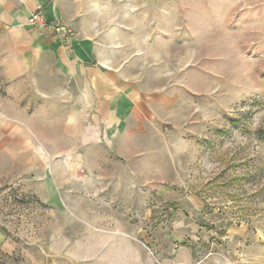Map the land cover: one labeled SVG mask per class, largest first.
<instances>
[{"label": "rangeland", "instance_id": "1", "mask_svg": "<svg viewBox=\"0 0 264 264\" xmlns=\"http://www.w3.org/2000/svg\"><path fill=\"white\" fill-rule=\"evenodd\" d=\"M95 15L123 70L90 147L56 64H8L1 40L0 264H264V0Z\"/></svg>", "mask_w": 264, "mask_h": 264}, {"label": "crops", "instance_id": "2", "mask_svg": "<svg viewBox=\"0 0 264 264\" xmlns=\"http://www.w3.org/2000/svg\"><path fill=\"white\" fill-rule=\"evenodd\" d=\"M38 10L49 22L62 20L75 28L76 36L69 47L47 29L29 23L31 15ZM95 11L96 0H0V45L2 40L6 46L3 52L7 55L6 62L14 65L19 54L23 58V66L42 63L43 59L51 65L56 64L52 69L63 74L67 80L64 86L69 88L62 91L61 100L80 104L78 109L67 111V128L80 145L87 147L103 141L102 129L85 122L89 119L91 107L119 102L123 70L113 66L110 60V48L102 43ZM103 108L105 106H101V110ZM105 258L104 261L107 260ZM122 258L120 255L119 264H124ZM142 259L143 256H136L131 264H143ZM148 262L154 264L153 261Z\"/></svg>", "mask_w": 264, "mask_h": 264}, {"label": "built area", "instance_id": "3", "mask_svg": "<svg viewBox=\"0 0 264 264\" xmlns=\"http://www.w3.org/2000/svg\"><path fill=\"white\" fill-rule=\"evenodd\" d=\"M29 23L34 26H39L50 31L54 36L62 39L65 46H70L76 36L74 27L65 21L58 20L56 22H49L45 14L38 10L31 15Z\"/></svg>", "mask_w": 264, "mask_h": 264}]
</instances>
